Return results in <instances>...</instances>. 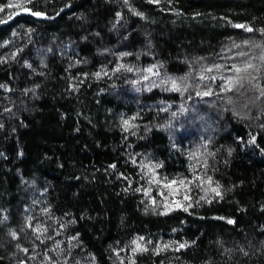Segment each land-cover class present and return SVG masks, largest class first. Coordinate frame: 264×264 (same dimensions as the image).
Segmentation results:
<instances>
[{
	"label": "trees",
	"instance_id": "obj_1",
	"mask_svg": "<svg viewBox=\"0 0 264 264\" xmlns=\"http://www.w3.org/2000/svg\"><path fill=\"white\" fill-rule=\"evenodd\" d=\"M0 264H264V0H0Z\"/></svg>",
	"mask_w": 264,
	"mask_h": 264
},
{
	"label": "snow or ice",
	"instance_id": "obj_2",
	"mask_svg": "<svg viewBox=\"0 0 264 264\" xmlns=\"http://www.w3.org/2000/svg\"><path fill=\"white\" fill-rule=\"evenodd\" d=\"M34 14H38V13H34ZM238 27H243L242 25H238ZM249 30H251V29H249ZM231 222V221H230Z\"/></svg>",
	"mask_w": 264,
	"mask_h": 264
}]
</instances>
